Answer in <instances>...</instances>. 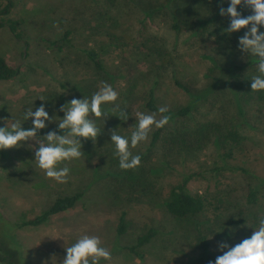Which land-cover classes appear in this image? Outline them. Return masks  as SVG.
I'll use <instances>...</instances> for the list:
<instances>
[{
  "label": "rangeland",
  "instance_id": "1",
  "mask_svg": "<svg viewBox=\"0 0 264 264\" xmlns=\"http://www.w3.org/2000/svg\"><path fill=\"white\" fill-rule=\"evenodd\" d=\"M150 1L115 0L108 7L105 20L110 22L115 17L114 25L125 37L106 48L104 66L98 69L84 49L113 42V36L101 35L97 25L101 10L109 5L105 0H0V7L12 3L11 13L4 18L17 20L22 32L19 39L8 28L0 27V55L8 65L20 69L16 77L0 82V127L32 122V118L25 120L26 111H35L42 104L53 118L45 122L46 131L36 140L0 150V235L18 249L17 264H62L66 248L84 234L98 236L102 246L110 250L112 258L101 259L100 264H214L216 257L228 250H220V242L235 246L251 236L264 217V182L239 172L214 176L206 172L217 160L214 138L203 139L201 135V141L197 135L183 133L179 139L184 141L176 147L166 133L165 139L151 149L153 127L147 142L130 148L141 156L140 165L120 168L110 130L130 138L138 123L136 112L151 113L142 106L148 89L154 90L161 106L177 107L189 97L174 85V77L187 83L195 96L212 81L224 82L231 66L229 60L211 50L208 38L197 40L188 36L186 29L173 31L166 9L143 22ZM240 6V13L252 14L250 8ZM213 11L203 8L208 14ZM66 30L70 34L63 40ZM149 37L153 41L143 44ZM155 47L160 49L154 51ZM168 51L171 59L164 64L161 57ZM238 54L233 66L236 71L249 73L257 68L258 63L246 64L250 55ZM105 82L119 98L101 106L108 117L90 116L101 134L95 142L79 137L84 155L58 165L70 169L66 183L47 177L35 159L38 142L58 127L64 116L62 105L73 98L91 99ZM218 91H214L211 103L210 94L207 103L192 111L191 123L206 118L219 122L235 110L228 103L231 95L223 89ZM246 104L253 126L246 128L240 145L249 160H258V171L264 176V101L255 97ZM122 109L128 113L126 121L116 116ZM193 171L202 175L193 177L187 188L202 194L206 205L194 216L174 217L163 202L170 187L179 181L180 172ZM257 184L263 188L261 197L254 205L246 203L249 188ZM74 193L80 198L71 208L50 215L42 224L15 229L14 222L42 213L58 196ZM121 216L123 233L118 232ZM149 228L156 230V235L140 249L142 257L136 256L128 248ZM199 230L207 235L213 251L203 253L197 243Z\"/></svg>",
  "mask_w": 264,
  "mask_h": 264
},
{
  "label": "trees",
  "instance_id": "2",
  "mask_svg": "<svg viewBox=\"0 0 264 264\" xmlns=\"http://www.w3.org/2000/svg\"><path fill=\"white\" fill-rule=\"evenodd\" d=\"M153 1V0H151ZM147 4L144 14L143 22L149 16H153L155 13H160L166 9L170 13L171 23L170 28L176 33H181L182 31L188 32V36L194 37L197 40L202 38H208L209 43H211V50L217 52L223 60H229L231 66L229 67V73L227 74L226 80L223 81H212L209 83L206 89H201L202 93L199 95L192 91L191 87L187 83L182 82L179 78L174 77V85L183 89L189 99L185 101L183 105L177 107H167L169 111L163 115L170 116L169 122L162 128H156L152 133L149 148H154L159 145L161 140L166 133L171 137L169 141L176 147H181L184 139H179L181 134L190 133L191 136L197 135L203 139L214 138V142L217 143L216 156L217 160L206 170L207 173H211L213 176L221 172H239L246 174L264 182V176L262 172L258 171L257 166L258 160L251 161L248 159L244 148L240 145V137L246 132V128H251L253 126L252 119L250 118L247 109V102L255 97L261 98L264 101V90L252 91L251 89V79L255 75H259L257 68L248 71H236L233 68L235 58L239 55L241 51L238 47L239 37L243 36L248 28H242L237 32L228 33L227 28L230 25L231 17L220 14V8L223 7L227 9L230 4V0H154ZM109 5L102 9L100 12V18L97 22L98 27H100V33L103 35L106 33L107 36H113V42L106 45L101 43L96 47H87L84 49V54L93 63V65L98 68H103L104 55L106 48L116 45V40H122L125 37L123 33H119L117 25H114L116 18H110V22L105 19L107 13L109 12V6L114 5L115 0H105ZM142 2V1H141ZM140 2V3H141ZM197 3L195 9L194 4ZM203 8L214 9L210 14L203 12ZM243 9V6L239 7ZM12 10V3L7 2L4 6L0 7V27H6L9 31L16 37L21 38L22 32L19 31L17 20L11 18H4V16L9 15ZM103 11V12H102ZM244 11L241 13L242 16ZM109 16V15H108ZM107 22V23H105ZM105 23V24H104ZM97 27V26H96ZM70 34V30H66L63 33V40H65ZM152 38L143 40L142 43L152 42ZM114 43V44H113ZM235 48L238 49V53ZM160 48L155 47L154 51ZM171 51H168V55L163 53L161 57L162 62L168 63L171 59L169 56ZM258 63V59L252 55L246 61L247 65H255ZM20 69L18 67H12L7 64L6 60L0 55V82L4 80H9L17 75H19ZM223 89L231 95L229 98V104L233 105L235 110L229 114L223 115L219 122H212L208 118L205 120H197L195 123H191L189 120L192 117V111L200 106L202 103H207L208 97L210 95L209 103H211V97L214 95V91ZM200 91V92H201ZM219 92V91H218ZM199 93V92H197ZM224 105V104H223ZM142 106L151 113H156L157 116H161L158 112L161 105L158 103L154 90L152 88L148 89L147 97L142 103ZM193 118V117H192ZM32 126V122L26 125H22L23 128H29ZM166 129H168L166 131ZM46 131V128L41 129L37 136L42 135ZM52 131H56L58 134H62V131L56 127ZM201 138V141L203 140ZM200 141V139H199ZM185 150L189 149L188 146H184ZM183 149V147L181 148ZM202 175L201 171L193 172H180L179 181L173 184L168 192L167 198L164 200L163 205L167 212L177 218H186L188 216H194L203 211L206 205V199L202 194L191 193L188 188V182L195 176ZM263 188L260 184L252 186L249 188L246 194V203L254 205L258 202L261 197ZM80 194L74 193L71 195L58 196L56 197L48 209L42 213L30 217L22 218L21 220L14 222L13 225L15 229H20L27 226H36L46 222L50 215L62 212L68 208L74 206V204L79 200ZM125 230L124 217L121 216L118 224V232L123 233ZM156 235V230L149 228L146 232L139 235L134 245L129 246V250L136 256L142 257L140 249H142L146 244H148L151 239ZM249 236L248 238H250ZM197 243L202 248L203 253L213 251L210 247V242L207 239V235L199 230L197 236ZM20 262L18 249L13 246L12 243L7 241L0 235V264H17Z\"/></svg>",
  "mask_w": 264,
  "mask_h": 264
},
{
  "label": "clouds",
  "instance_id": "3",
  "mask_svg": "<svg viewBox=\"0 0 264 264\" xmlns=\"http://www.w3.org/2000/svg\"><path fill=\"white\" fill-rule=\"evenodd\" d=\"M238 5L250 8L252 14L242 16L237 10ZM220 14L231 17L227 28L228 33L237 32L250 25L248 31L239 37L238 47L242 53L258 59L259 75L252 77L251 89L252 91L264 90V31H260V27L264 26V0H230L227 9L220 8ZM118 98L119 93L105 82L91 99L73 98L61 106L60 111L64 113V116L59 121L58 128L62 134L49 131L43 136L45 140L38 142L39 147L35 151L38 166L45 170L47 177L60 183L67 182L70 169L66 166L61 168L58 165L63 161L78 159L84 155L79 137L90 138L95 142L102 132L90 116L108 117V111L101 106L115 103ZM168 111L167 106L159 107L158 112L161 114L159 119L156 113L136 112L135 118L138 123L130 138L117 134L113 129L110 130L111 141L115 144L116 155L119 157V166L122 170L134 169L140 165L141 156L134 155L130 148H136L141 142H147L153 127H164L170 120V116L163 115ZM116 116L124 121L129 117L125 109L120 110L119 115ZM29 118H32V126L29 128H23L19 121L13 123L10 128L7 125L0 127V150L18 147L22 142L30 139L36 140L39 131L47 127L45 122L53 120L43 104L35 111L32 108L28 109L25 120ZM258 224V228L254 230L250 238L243 239L235 246L220 242L219 249L228 250L217 256L214 264H264V217L259 219ZM66 253L62 264H100L101 259L112 258L110 250L102 246L101 239L88 234L81 235L72 246L67 247ZM209 264L213 262L210 261Z\"/></svg>",
  "mask_w": 264,
  "mask_h": 264
}]
</instances>
